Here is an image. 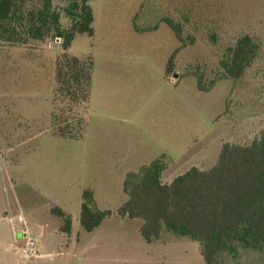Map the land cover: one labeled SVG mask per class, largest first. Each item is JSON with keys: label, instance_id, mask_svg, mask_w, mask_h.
I'll list each match as a JSON object with an SVG mask.
<instances>
[{"label": "rangeland", "instance_id": "obj_1", "mask_svg": "<svg viewBox=\"0 0 264 264\" xmlns=\"http://www.w3.org/2000/svg\"><path fill=\"white\" fill-rule=\"evenodd\" d=\"M16 2L21 42L0 40V214L16 213L17 204L32 222L53 227L60 218L49 209L60 206L73 217L75 233L63 257L56 250L53 258L29 261L11 250L9 229L0 225V264H204L196 241L163 231L147 243L142 219L117 214L126 200L124 174L164 153L162 180L168 183L192 167L214 166L225 143L250 145L261 137L264 0H92L94 36L77 35L69 50L94 59L91 137L84 141L54 134V69L63 39H30L25 26L43 1ZM159 2L191 12L186 35L195 37L194 45L178 52L169 80L167 63L180 46L174 32L166 24L143 34L133 28L142 7L143 14L153 15ZM53 5L62 27L69 26L71 1L53 0ZM169 6L164 10L171 11ZM246 34L259 49L243 77L200 90L192 73L203 74L209 84L226 48ZM88 189L95 192L99 210L112 211L90 232L80 225ZM250 261L243 253L238 264Z\"/></svg>", "mask_w": 264, "mask_h": 264}, {"label": "trees", "instance_id": "obj_2", "mask_svg": "<svg viewBox=\"0 0 264 264\" xmlns=\"http://www.w3.org/2000/svg\"><path fill=\"white\" fill-rule=\"evenodd\" d=\"M42 1L41 8L30 13L25 31L33 40L43 41L52 35L63 39L54 69V134L82 140L88 128L94 59L79 58L69 50L77 35L94 36L92 0H70L71 22L67 27H62L61 14L54 8L53 0ZM16 5V0H0L2 41L21 42L17 38L20 34L17 23L22 18ZM166 7L159 2L160 11L147 15L142 13L143 6L133 19V28L143 34L166 24L174 32L180 46L167 63L166 79L169 80L178 67V52L194 45L195 37L186 35V24L192 21L191 12L185 8L177 11L170 6L171 11L164 10ZM258 49L251 35L240 36L226 48L220 70L209 84L205 83L203 74L192 73L198 88L210 91L221 80L237 82L254 61ZM167 157L163 154L126 175L123 182L126 200L117 214L142 219L140 232L147 243L160 239L163 231L196 241L204 264H231V258L238 264L243 253L251 256L247 264H264V131L250 145L223 144L211 168L192 167L164 183ZM52 213L63 220L62 231L70 233L72 217L60 207L53 208ZM111 216L112 211L97 208L91 190L83 192L80 225L84 230L93 231Z\"/></svg>", "mask_w": 264, "mask_h": 264}, {"label": "crops", "instance_id": "obj_3", "mask_svg": "<svg viewBox=\"0 0 264 264\" xmlns=\"http://www.w3.org/2000/svg\"><path fill=\"white\" fill-rule=\"evenodd\" d=\"M89 120H90V118H89ZM89 120H88V128H87V131L84 135V138L82 140H77V141H84L86 138H88L89 134L91 137V133L89 131V126H90ZM55 138H60V137L55 135ZM60 139L62 140L64 138H60ZM69 140H73V139H69ZM71 157L72 156H70V158ZM1 162H2V160L0 159V165H2V163H3V162L2 163ZM127 174L128 173L124 174V179H125ZM94 198L96 200H98L97 196L95 195V192H94ZM15 206H17L16 208H18V211H16V213H13V212L11 213V211H10V212L0 214V225H2L3 228L9 229V231H8L9 232L8 244H9L11 250L14 253H16L20 258L29 260L28 257L26 256L25 252H23V250L21 249V242H20L21 237H22V230L28 229L30 231V233L33 235V237L38 241L39 252H40L39 253L40 258L38 260L49 259V258L55 257L56 253H54V252H56V250H59V252H60V253H58L59 257H63L64 252H66V248L71 247V244L73 243V236H74L73 234L75 233L74 232V226H75L74 223L75 222H74L73 217L65 209H63L60 206H51L50 207L49 211H50V214L53 216H55V214L52 213V209L55 207H60L64 210V212L66 214H68L72 217V230L70 233H65L62 231L63 220L60 217L57 216L58 218H60V221L58 223H56V225L53 227L51 226V223H49L47 221L45 224L44 223L38 224V223L32 222L29 218H27L25 213H23L21 211V209L18 207L17 204ZM78 224H79V222H78ZM57 240L60 241L61 244L55 242ZM64 241L65 242L69 241L68 245ZM47 242L50 243V247H52V246L53 247L50 248Z\"/></svg>", "mask_w": 264, "mask_h": 264}, {"label": "built area", "instance_id": "obj_4", "mask_svg": "<svg viewBox=\"0 0 264 264\" xmlns=\"http://www.w3.org/2000/svg\"><path fill=\"white\" fill-rule=\"evenodd\" d=\"M21 249L25 254L30 255L31 257H38L39 256V246L38 241L33 237L28 229L22 230V237H21Z\"/></svg>", "mask_w": 264, "mask_h": 264}, {"label": "flooded vegetation", "instance_id": "obj_5", "mask_svg": "<svg viewBox=\"0 0 264 264\" xmlns=\"http://www.w3.org/2000/svg\"><path fill=\"white\" fill-rule=\"evenodd\" d=\"M26 256L28 257L29 261L31 260H38L40 257H31L30 255L26 254Z\"/></svg>", "mask_w": 264, "mask_h": 264}]
</instances>
